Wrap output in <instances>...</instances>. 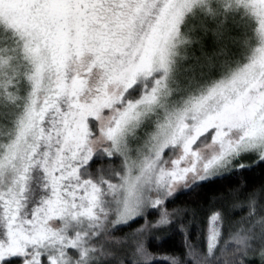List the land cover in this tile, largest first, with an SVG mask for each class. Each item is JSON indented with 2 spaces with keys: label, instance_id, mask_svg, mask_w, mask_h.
<instances>
[{
  "label": "snow or ice",
  "instance_id": "6c2138e0",
  "mask_svg": "<svg viewBox=\"0 0 264 264\" xmlns=\"http://www.w3.org/2000/svg\"><path fill=\"white\" fill-rule=\"evenodd\" d=\"M0 264H264V0H0Z\"/></svg>",
  "mask_w": 264,
  "mask_h": 264
},
{
  "label": "trees",
  "instance_id": "16d2710c",
  "mask_svg": "<svg viewBox=\"0 0 264 264\" xmlns=\"http://www.w3.org/2000/svg\"><path fill=\"white\" fill-rule=\"evenodd\" d=\"M247 179L249 182H258L262 179L259 170L254 173L247 174ZM224 183L223 181H215L209 184L204 185L203 187L194 190L191 193L184 194L180 197V199H195L199 196L205 203L211 200L213 193L216 192L221 184Z\"/></svg>",
  "mask_w": 264,
  "mask_h": 264
}]
</instances>
